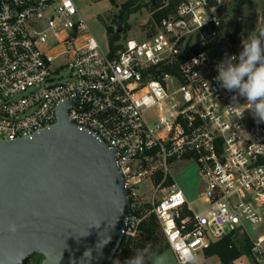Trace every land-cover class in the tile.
Masks as SVG:
<instances>
[{"label":"built area","instance_id":"obj_1","mask_svg":"<svg viewBox=\"0 0 264 264\" xmlns=\"http://www.w3.org/2000/svg\"><path fill=\"white\" fill-rule=\"evenodd\" d=\"M175 1L150 37L113 53L74 0H0V139L32 137L57 122L61 102L78 101L69 120L116 149L130 200L127 238L154 213L178 264L188 253L201 264L229 233L248 234L260 264L264 123L248 111L239 118L245 105L228 108L234 93L214 79L225 53L240 47L207 0ZM179 160L198 168L196 198L172 171Z\"/></svg>","mask_w":264,"mask_h":264},{"label":"water","instance_id":"obj_2","mask_svg":"<svg viewBox=\"0 0 264 264\" xmlns=\"http://www.w3.org/2000/svg\"><path fill=\"white\" fill-rule=\"evenodd\" d=\"M77 104L32 137L0 139V264H111L120 247L130 200L116 149L69 120Z\"/></svg>","mask_w":264,"mask_h":264},{"label":"rangeland","instance_id":"obj_3","mask_svg":"<svg viewBox=\"0 0 264 264\" xmlns=\"http://www.w3.org/2000/svg\"><path fill=\"white\" fill-rule=\"evenodd\" d=\"M80 15L86 22L89 30L98 40L100 45L107 49L109 47L108 35L106 32L107 26H112L114 30L120 29L119 33L121 39L118 43H123L128 39L144 40L150 37L156 31V22L153 18L154 6L150 0H135L134 5H139V9L136 12H132L128 15L126 20L121 21L120 12L122 6L128 0H74ZM159 3L167 5L169 3H175V0H156ZM254 6L248 5L238 6L231 0H220L221 6L217 11L224 20L226 30L230 35L234 32V29L238 25L241 26L240 38L238 46L247 42L250 36L256 34L260 29H264V0H253ZM237 16H242V20L238 22ZM64 79L67 78L68 73L63 72ZM155 111L148 112L149 117H153ZM172 171L185 189L187 195L190 198H196L197 194L202 188V179L198 172V168L193 161L179 160L172 165ZM147 185V183H146ZM145 185V186H146ZM142 189H145L142 186ZM148 196L146 195L145 199ZM250 234L256 236L259 230L255 228H249ZM250 237L248 234L236 233L234 235V241L236 245L240 246L244 240V237ZM141 237V236H140ZM144 243L150 244L151 240L145 235L141 237ZM155 239L157 244L161 245L165 243V240L161 238V235L156 233ZM264 248V241H263ZM252 253V252H251ZM41 257H35L30 264H41ZM236 264H257L253 254H244L234 261ZM201 264H223L218 254L214 252L205 251L200 257ZM154 264H178L173 251L170 248L165 249L161 253L155 256ZM226 264V263H224ZM260 264H264V259L260 260Z\"/></svg>","mask_w":264,"mask_h":264},{"label":"clouds","instance_id":"obj_4","mask_svg":"<svg viewBox=\"0 0 264 264\" xmlns=\"http://www.w3.org/2000/svg\"><path fill=\"white\" fill-rule=\"evenodd\" d=\"M217 75L214 78L219 86L234 93L232 104L227 106L236 110L241 104L245 105L244 111L239 113V118L248 111L254 120L264 123V31L250 36L248 41L241 45L238 54L225 53L216 65ZM243 98L245 103H240ZM8 230L15 233L17 226L14 223L8 225ZM154 254L149 245L135 249L132 256L126 258L123 264H154ZM197 258L186 254L181 264H196ZM114 264H121L115 260Z\"/></svg>","mask_w":264,"mask_h":264},{"label":"trees","instance_id":"obj_5","mask_svg":"<svg viewBox=\"0 0 264 264\" xmlns=\"http://www.w3.org/2000/svg\"><path fill=\"white\" fill-rule=\"evenodd\" d=\"M152 5L154 6L153 18L156 23H158L161 17L166 14L173 6L174 3H169L168 5L159 8L162 4L156 0H150ZM235 5L244 6L248 5L250 7L254 6L253 0H231ZM135 0H128L126 3L123 4L122 10L120 12L121 21L126 20L128 15L132 12H136L139 9V5H134ZM207 6L209 10L214 9L218 11L221 2L220 0H207ZM264 29H260L256 32L259 34ZM106 32L108 35L109 46L111 47L112 52H116L119 48L122 47V43H118L121 39V35L119 33V29L114 28L112 26H107ZM241 26L238 25L234 32L231 34L230 39L232 42L238 43L240 38ZM255 34V35H256ZM241 49V46H239ZM158 233L161 235V238L165 240L164 244H157L155 239V234ZM143 235L151 240L150 244L144 243V240L141 238ZM234 233L227 234L223 239L220 241L213 243L209 248L206 249L207 252H214L219 255L221 260L224 263H230L234 261L236 258L244 255V254H252V241L246 236L240 246L236 245L234 239ZM141 236V237H140ZM145 245H149L151 249V253L154 254V257L164 251L165 249L169 248L168 243L166 241L165 235L160 228V224L158 223L157 217L154 213L149 214L146 216L140 225V233L132 238H127L124 236L120 247L118 248L111 264H114L115 260H119L121 264L123 261L132 256L135 249L143 248ZM41 257V256H36ZM259 264L258 262H256Z\"/></svg>","mask_w":264,"mask_h":264},{"label":"flooded vegetation","instance_id":"obj_6","mask_svg":"<svg viewBox=\"0 0 264 264\" xmlns=\"http://www.w3.org/2000/svg\"><path fill=\"white\" fill-rule=\"evenodd\" d=\"M42 258V257H41Z\"/></svg>","mask_w":264,"mask_h":264}]
</instances>
